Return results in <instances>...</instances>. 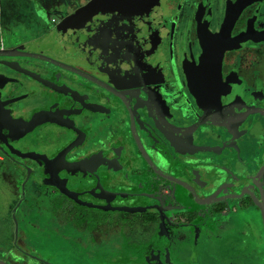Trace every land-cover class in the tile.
<instances>
[{
	"label": "flooded vegetation",
	"instance_id": "flooded-vegetation-1",
	"mask_svg": "<svg viewBox=\"0 0 264 264\" xmlns=\"http://www.w3.org/2000/svg\"><path fill=\"white\" fill-rule=\"evenodd\" d=\"M90 1L42 34L0 47L12 51L0 55V177L12 200L9 221L0 218V264H33L22 250L35 245L61 264H80V245L109 247L104 264L178 261L177 247L196 230L238 235L246 252L221 258L264 264V0H108L93 16L68 19ZM118 13L121 26L110 21ZM211 49L222 53L220 77L217 60L206 58ZM237 78L242 108L224 97ZM217 85L222 105L239 110L232 127L196 98L215 108ZM41 113L22 136L21 122ZM52 176L76 199L49 186ZM62 208L80 245L33 243L60 228ZM257 217L263 241L245 235ZM33 254L36 264H56ZM189 257L184 264H199L195 251Z\"/></svg>",
	"mask_w": 264,
	"mask_h": 264
},
{
	"label": "rangeland",
	"instance_id": "rangeland-1",
	"mask_svg": "<svg viewBox=\"0 0 264 264\" xmlns=\"http://www.w3.org/2000/svg\"><path fill=\"white\" fill-rule=\"evenodd\" d=\"M38 1V2H37ZM0 0V47H10L16 43L22 42L24 40H27L29 38H32L34 36H37L39 30L47 26L49 20L55 21V19L58 21L64 17L66 14H71L76 11L77 8H80L81 4H85L89 0ZM37 3L40 6H36ZM159 11V10H158ZM157 13V12H155ZM48 16V19L46 18ZM42 20H45L43 22ZM106 21V20H105ZM111 23H114L115 25L121 26L119 16L118 14H114L110 18ZM50 23V22H49ZM55 23V22H54ZM53 24V22H51ZM39 35V34H38ZM190 39H188L189 42ZM202 44V41L199 42V45ZM200 59V58H199ZM189 61V60H188ZM244 80L243 79H236L235 81H232V83L224 89V97L226 100H229L230 102L238 104L240 108L243 107L241 102L246 98L245 94L246 90L244 87ZM242 95V97H241ZM242 98V99H241ZM240 103V105H239ZM8 185L6 181L3 180L2 177H0V218H2V213L6 211V208L8 210V205L11 200V196L8 195ZM17 193H19L20 190H16ZM18 198V195L16 194V200ZM70 202V200H67ZM68 204V203H67ZM65 207V205H63ZM5 207V208H4ZM68 210L65 208H62L58 213L59 215L62 214L63 220L61 221L62 224H64V221H66V224L61 226L60 229H55L53 231L45 230L44 234L46 236H41L39 238H44V240H36L35 238L32 239L33 243H36L37 245H40V243H45V245H57V242H64L68 249H72L73 245L78 246L76 242L78 240L71 239V237H74L71 235L73 232H67L69 229L68 227V216L69 213H67ZM18 217L22 218V215H19ZM72 217V215H71ZM44 217L41 218L43 220ZM41 223H45L42 221ZM230 228H233V226L237 223V220L234 216H231L228 221L225 222ZM56 228V227H55ZM64 228V236H68L69 239L62 240L59 239V232H61V229ZM219 228V227H216ZM250 229V232L248 234H245L247 237L252 233V236L257 237L259 233L263 231L262 227L260 226V219L257 217V223L252 226ZM16 230V231H15ZM30 231V230H28ZM215 230H196L193 235H187L186 239L183 241V244L181 243L180 247H177L178 249V261H166L160 264H184L186 260H188L190 255L194 254V251L198 255V259L195 261L199 264H238L239 261L230 262L226 258H221V254L226 248V244L223 242H220L218 240V235H215ZM14 233H18L17 228L14 229ZM34 234V231H33ZM212 234H214V237H212ZM221 233H219L220 235ZM262 235V234H261ZM261 235H259L260 240L263 241V238H261ZM35 236V235H33ZM39 236V234L37 235ZM51 236V237H50ZM83 237H87V234H83ZM81 236V237H82ZM220 237V236H219ZM1 239V238H0ZM221 239V238H220ZM61 240V241H60ZM189 240L188 243H186ZM17 241V240H16ZM23 241L19 240L20 246L23 248ZM37 250L34 249H28L27 252L23 251L24 254H29L25 256V259L29 261L30 263L36 264L35 259H37L33 253H39L40 255H43L45 257H50L52 262H55L56 264L59 263L56 256H52L51 254H54L51 251V254L48 255L45 251L42 249H38V247L35 245ZM17 248V247H16ZM80 254H81V261L80 264H88V261L85 259L87 255H91L92 263L90 264H104V259L107 256L109 247L107 246H95V247H83L80 245ZM18 250H20L18 248ZM32 251V252H31ZM87 251V252H86ZM89 252V254H88ZM16 253L17 250H16ZM48 255V256H47ZM65 256V255H64ZM68 259L73 257L70 254H67ZM72 259V258H71ZM38 260V259H37ZM132 262V261H131ZM129 262L127 264H137L136 261ZM115 263V262H114ZM78 264V262H77ZM195 264V263H194Z\"/></svg>",
	"mask_w": 264,
	"mask_h": 264
},
{
	"label": "water",
	"instance_id": "water-1",
	"mask_svg": "<svg viewBox=\"0 0 264 264\" xmlns=\"http://www.w3.org/2000/svg\"><path fill=\"white\" fill-rule=\"evenodd\" d=\"M104 1H108V0H92L85 7L79 9L74 15H72V17H68V19L71 18L70 20H72L74 22V21L77 20L76 17H78V16H80V17L84 16L85 17L86 15H89V16L90 15H92V16L95 15V14L99 13L100 11H102L103 9H105L106 4H104ZM242 8L243 7H241L239 9V11L237 13V16H236V19L238 18ZM58 27H60V29H61V26H56L55 29L52 32H55L58 29ZM246 35H247L246 39H249V35L248 34H246ZM213 50L214 49H211L210 56H206V58H207L208 62H211V58L214 59L215 61L217 60L219 65L217 67H215L214 69L217 71V72H215L216 76L220 77V75H219L220 73L219 72H220V69H221L220 64H221V60H222V53H219L218 50H216V49L214 51ZM11 52H12L11 50H1L0 51V55H11ZM2 64L6 65L7 67H11V64H12V66H14V63H2ZM203 67H204V64L202 66V71H203ZM18 70H20V68H18ZM5 78L6 77H1L0 76V81H3ZM216 88H217L218 92H215V91L214 92H215L216 101L218 102L217 103L218 105L217 106L215 105V108H210L209 107L210 109L206 108V106L204 104H208V103H206L205 100L202 97L200 98L199 92L195 91V95H196V98L198 100L199 106H200L201 109L205 110L206 113H210V114L216 115V117H218V119L222 122L223 125L228 126V127H232L231 123H229V120H232L231 117L233 118L235 116V114L237 115V113H239V110L235 109L236 112L234 114L233 112L235 110L233 108H231V107H229L227 105L223 106L222 103H221V92H220L221 91V85H217ZM201 92L204 94L203 90H201ZM44 118H46V114L41 113V114L36 115L31 121L23 120L21 122V124H22V133H21V135L23 136V135L29 133L31 131V128L35 127V125H37V124L42 123L44 121L43 120ZM17 122H18V120H17ZM224 144H225V142H224ZM99 155H101V154L100 153L97 154L96 157H99ZM55 162H53V163H51V164H49L47 166V168L50 169L48 171L50 174L56 172V170H55L56 166L54 164ZM81 165H82V162H80V163H71V164H69V168L78 169ZM47 184L49 186H51L52 188H56L61 193L65 194V195H67V196H69V197H71L73 199H76V197H77V195H76L77 191L76 190H73V189L68 188L67 186H64L60 181L55 180L54 176L49 177V179L47 181ZM253 185H256L255 182H253ZM134 209L135 210H143L145 208L138 207V208H134Z\"/></svg>",
	"mask_w": 264,
	"mask_h": 264
},
{
	"label": "crops",
	"instance_id": "crops-1",
	"mask_svg": "<svg viewBox=\"0 0 264 264\" xmlns=\"http://www.w3.org/2000/svg\"><path fill=\"white\" fill-rule=\"evenodd\" d=\"M35 1H37V0H35ZM38 2V1H37ZM156 3H158V1H156ZM36 6H40L38 3H37V5ZM118 16H119V19H120V17L122 16V14L121 13H118ZM46 18L48 19V16H46ZM49 20V19H48ZM43 22H44V20H42ZM99 21V20H98ZM102 21H105V19H102ZM49 22H50V24H51V22H55V21H53V20H49ZM47 26H49V24L47 25ZM47 26L46 27H44L43 28V31H42V29L41 30H39V32H38V34L40 35V34H42L44 31H46L47 30ZM56 27V26H55ZM38 34H36V35H38ZM84 44H86V45H90V46H92L93 48H95L96 46H98L97 45V43L96 44H94V43H88V41L87 40H85V43ZM98 54H96V56H97V58L96 59H100V60H104V57H103V54H99V52H97ZM11 203V202H10ZM9 203V204H10ZM5 208V207H4ZM9 213H10V210H9V205H8V210H7V208H6V211L5 212H3L2 214H4L5 215V219L7 220V221H9V219H8V217H7V215H9ZM11 214V213H10ZM64 223H66V221H64ZM67 224H69V223H67ZM64 224H62V223H60V228H61V226H63ZM55 226H56V228H57V225L55 224ZM65 226V225H64ZM69 226V225H68ZM50 228H52V226H50L49 225V228L48 229H50ZM55 228V229H56ZM59 228V229H60ZM70 229L71 228H74V226L73 227H71V225H70V227H69ZM243 232V231H242ZM244 233V232H243ZM59 239H62L63 241L64 240H67V239H69V237L68 236H64V229H61V232H59ZM219 236L220 235H218V238H219ZM220 238H221V240L222 241H220V242H223V243H225L226 244V248H225V250H227V252H229L228 254H232V255H234L235 254V259L237 258L236 257V255H238V254H243V253H245L246 252V248H245V246L243 247V245H241V241L239 240V236L238 235H234V238L233 237H227L226 239H223L222 238V236H220ZM225 240V241H224ZM61 241V240H60ZM81 241H79L78 240V242H76L77 244H79ZM244 244V243H243ZM80 245V244H79ZM246 245V244H245ZM66 246H68V245H66L64 242H57V245H56V248H58L59 250H68V248L66 247ZM70 246H72V248L74 247L73 245H70ZM224 252V251H223ZM88 262H90V261H88Z\"/></svg>",
	"mask_w": 264,
	"mask_h": 264
}]
</instances>
